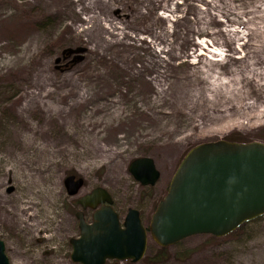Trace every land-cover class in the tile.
<instances>
[{"label": "rangeland", "instance_id": "rangeland-1", "mask_svg": "<svg viewBox=\"0 0 264 264\" xmlns=\"http://www.w3.org/2000/svg\"><path fill=\"white\" fill-rule=\"evenodd\" d=\"M263 36L264 0H0V85H13L0 86V239L11 264H81L71 260L76 200L96 187L122 220L136 208L148 227L194 146L264 143L257 106L247 107L264 109L247 70L264 67ZM217 82L248 98L209 102ZM141 157L154 159L157 184L129 172ZM72 174L84 179L76 196L64 183ZM158 246L149 234L142 260L106 264H156ZM169 254L160 264H264V215L224 237H187Z\"/></svg>", "mask_w": 264, "mask_h": 264}, {"label": "water", "instance_id": "water-1", "mask_svg": "<svg viewBox=\"0 0 264 264\" xmlns=\"http://www.w3.org/2000/svg\"><path fill=\"white\" fill-rule=\"evenodd\" d=\"M69 52L73 50H65L64 56ZM129 172L143 186L160 179L151 157L133 160ZM64 183L68 195L76 196L84 179L72 174ZM76 203L82 210L76 212L80 234L70 240L75 263L139 262L146 254L149 234L161 247L198 234L224 237L264 215V143L217 140L194 146L178 166L148 229L136 208H129L122 220L104 187L94 188ZM85 209L93 211L90 222ZM0 264H11L1 239Z\"/></svg>", "mask_w": 264, "mask_h": 264}, {"label": "bare ground", "instance_id": "bare-ground-1", "mask_svg": "<svg viewBox=\"0 0 264 264\" xmlns=\"http://www.w3.org/2000/svg\"><path fill=\"white\" fill-rule=\"evenodd\" d=\"M262 43H264V36L262 39ZM211 52L217 53V51H213V50ZM258 65L259 64L257 65L251 64L247 66V70H249L251 74L257 77L256 80L254 79L256 83L253 86V89L257 91V89L261 87V90L264 93V82H260V80L264 81V67L262 66L258 67ZM242 77L244 80L247 79L245 78V76H242ZM251 78H252L251 80H253L252 75H251ZM208 92L209 93L212 92V94L211 96L209 95L208 97L206 96V99H208L209 102L211 101L214 104L223 102L222 99L225 98V99H228L230 102H232L235 106L236 103L238 104L240 102H244L248 98L247 95L242 93L241 87H234V85H231V83L228 84L227 82L213 83L208 88ZM255 106H257V119H260L264 122V109H258V105H255L254 103H247V107H255ZM231 107L232 105L229 107L226 106L225 109L220 110V112L222 113V116H220L218 120H224L227 118V116H230L229 112H230ZM246 116H247V120L250 122L255 117V115H251V114H246Z\"/></svg>", "mask_w": 264, "mask_h": 264}, {"label": "trees", "instance_id": "trees-1", "mask_svg": "<svg viewBox=\"0 0 264 264\" xmlns=\"http://www.w3.org/2000/svg\"><path fill=\"white\" fill-rule=\"evenodd\" d=\"M2 80L5 81V79H0V83H1ZM7 83L8 84H6L5 82L2 83V84H5V87H6L5 90L6 91H8V89L11 90L12 87H13V85L11 83H9V82H7ZM247 223H249V222H247ZM247 223H245V224H247ZM243 226H244V224L241 227H239L236 231H234L233 233L241 231ZM209 236L212 239H217V237H215L213 235H209ZM191 254H192V251H187V252H184V253L177 254V256L178 257H182V256H185V255L190 256ZM169 259H170L169 247L158 246L157 249H156V252L150 256L149 261L152 262V263L160 264V263L166 262Z\"/></svg>", "mask_w": 264, "mask_h": 264}, {"label": "flooded vegetation", "instance_id": "flooded-vegetation-1", "mask_svg": "<svg viewBox=\"0 0 264 264\" xmlns=\"http://www.w3.org/2000/svg\"><path fill=\"white\" fill-rule=\"evenodd\" d=\"M68 193V192H67ZM77 201V200H76ZM113 205H114V201H113ZM139 212H140V210H139ZM140 215H141V212H140Z\"/></svg>", "mask_w": 264, "mask_h": 264}]
</instances>
